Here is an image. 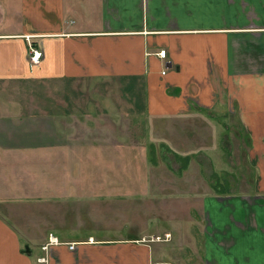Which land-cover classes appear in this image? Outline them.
<instances>
[{
    "label": "crops",
    "instance_id": "0c3cea01",
    "mask_svg": "<svg viewBox=\"0 0 264 264\" xmlns=\"http://www.w3.org/2000/svg\"><path fill=\"white\" fill-rule=\"evenodd\" d=\"M30 47L41 51L35 65ZM126 113L154 124L239 127L240 165L220 148L228 129L209 134L210 172L196 187L205 196L186 219L160 216L190 220V231L150 229L152 192L141 194L151 204L126 235L83 226L86 217L104 219L103 206L134 198L111 152L115 136L130 134L119 130ZM194 152L178 154L189 157L186 168ZM223 159L237 171L217 164ZM158 198L162 207L179 204L164 192ZM145 212L147 225L132 224ZM48 233L76 243L53 248L60 264H264V0H0V264H34Z\"/></svg>",
    "mask_w": 264,
    "mask_h": 264
},
{
    "label": "rangeland",
    "instance_id": "374dc122",
    "mask_svg": "<svg viewBox=\"0 0 264 264\" xmlns=\"http://www.w3.org/2000/svg\"><path fill=\"white\" fill-rule=\"evenodd\" d=\"M86 21H89L91 19V16L85 17ZM117 101L119 102H125L124 98L120 97L118 95ZM122 110H120L121 112ZM119 118H122V122L119 123L120 131L126 130L130 132L128 135H121L115 136V138H118V149L116 151L111 150L113 153V157L116 156V162L113 166L116 169H125V173L118 174V177H120L119 180H121V183L131 182L133 190L130 191L131 193L134 192V198L131 197L129 202H124L123 200L119 203H122L119 206L111 207V206H103L100 211L97 214V218L101 216L104 219H100L98 221H88V218L86 217V220L82 223L83 226H86L89 228L99 227L100 229H108L110 227V230L114 231H122L124 235L128 231L131 230V222L132 219L136 217V215H142V209L148 207L147 204L150 203L147 199H149L146 196H142V193H151V199L153 203L154 213L151 211L152 219L149 223V227L151 230H154V227L161 228L163 226H167L168 228L173 227L172 229L174 232L180 231L181 228H184V231H190V229L194 228L191 224L190 220L183 221L181 218H187V212L189 211H195V208L197 205H194L195 199L194 198H200L205 196L206 192L198 190L196 187L202 182H207L208 178V172L209 171V165L210 163L207 160L206 150L207 148H214V143L212 141L207 142V136L210 134L211 136L213 133L215 135H220L221 132H223V128H213L207 126L205 123L201 124L199 122V127L191 125V127H181L176 124H174L173 121L164 122L162 124H154L147 122L146 119L140 118V117H133L131 115L123 114L119 115ZM98 124V123H92V125ZM130 125V126H129ZM231 127H225V131L223 133L227 132L228 134H223L221 136L222 143H220V148L223 146L227 152H230L228 155L230 156V161H233L236 165H240L241 159L239 158V155L246 150L245 144L243 142H240L237 137V131L240 130L239 127L236 125L235 122L232 121L230 123ZM86 126V124H85ZM129 126V127H128ZM128 127V128H127ZM203 129V140L198 141V131L199 129ZM192 130V131H191ZM183 132V133H181ZM195 135V136H194ZM89 138L91 137L94 139V136L92 134H87ZM98 136V135H97ZM100 137H106L103 134L100 135ZM180 137L182 138L180 141ZM195 137V138H194ZM83 138V136L81 137ZM230 139V140H229ZM88 141V140H87ZM105 144V146L108 144V142L103 140L102 142ZM97 144H101L97 143ZM152 145V149H151ZM193 147L191 148V146ZM85 148L82 147L80 149L81 152V159L83 160L85 157ZM91 148V147H90ZM136 151L131 154V150ZM199 149V154H197V150ZM91 150V149H90ZM205 150V151H204ZM222 150V149H221ZM192 151H195L193 155L197 157L195 158V164H193L194 167L188 166L187 168H183L182 172H178L177 168L179 166H182V163L176 159L174 154H185L190 153ZM90 152V151H89ZM88 151H86V154ZM224 155H227L225 152H223ZM74 158H72V161ZM107 159H104V164ZM229 162V161H228ZM218 165H221L224 169H227L229 171H237L236 167L229 168V165L232 164V162H224V159L220 161V163H217ZM154 167V170L149 174L147 173V169H149L150 166ZM198 165V166H197ZM105 166V165H104ZM228 171V173H229ZM225 177L228 176V174H223ZM222 176V175H221ZM111 177V176H110ZM232 177V176H231ZM246 174L242 173L240 178H245ZM235 180H238L239 174H234ZM212 179V178H211ZM155 181V182H161L166 183V186H163L164 189H158V187H152L154 191L139 188L140 186H143V182L146 183L147 181ZM138 186V187H137ZM200 188V187H199ZM199 193H197V191ZM129 192V193H130ZM164 192V194L167 195V199H171L170 201L179 203L176 206L175 205H167L166 207H162L165 202H159V195ZM154 193V196H153ZM147 194V196H148ZM130 196V195H129ZM174 196H177L179 202L172 198ZM172 197V198H171ZM144 200L147 201V203H144ZM169 201V200H168ZM124 202V203H123ZM139 205V206H135ZM151 204V203H150ZM185 204V205H184ZM177 207V208H176ZM165 209L166 212L163 211ZM176 208V209H175ZM161 209V213H157V211ZM183 210V214H182ZM117 211V212H116ZM139 211V212H138ZM176 211V213H175ZM179 211V212H178ZM117 213V215H115ZM156 214V215H155ZM166 215L169 217L172 214H177L176 217H181L179 220H174L172 223L169 222L165 224L163 220L161 219L162 215ZM158 215V216H157ZM111 216H121L120 220H115L116 223L111 222L109 219ZM161 216V217H160ZM200 216H202L200 214ZM63 217V216H61ZM69 217L67 213L64 216ZM71 217V215H70ZM123 217L126 219L122 221ZM146 212H145V221L142 216L140 218L142 220L137 221L136 223L133 222L132 224H148V218H146ZM155 217V218H154ZM203 217V216H202ZM108 218V220H106ZM204 225V223L202 224ZM189 228V229H188ZM114 234V233H112ZM168 237V236H167ZM163 239V238H162ZM168 239V238H167ZM178 241H174L172 239V245L177 243ZM192 245V244H191ZM175 250V248H174ZM179 257V255L174 254L173 255V261L182 260V259H176ZM188 258L194 259L196 255H187Z\"/></svg>",
    "mask_w": 264,
    "mask_h": 264
},
{
    "label": "built area",
    "instance_id": "2783aa9c",
    "mask_svg": "<svg viewBox=\"0 0 264 264\" xmlns=\"http://www.w3.org/2000/svg\"><path fill=\"white\" fill-rule=\"evenodd\" d=\"M158 56L160 58H165V51L160 50L158 52ZM40 57L41 51L30 47V64H37ZM89 241H92V239H89ZM59 245H66L69 250H74L76 247L75 242H64L60 240L57 236H55L53 233H48L45 242L40 245L41 254H39L35 258L34 264H60L59 261L53 255V248Z\"/></svg>",
    "mask_w": 264,
    "mask_h": 264
},
{
    "label": "trees",
    "instance_id": "16d2710c",
    "mask_svg": "<svg viewBox=\"0 0 264 264\" xmlns=\"http://www.w3.org/2000/svg\"><path fill=\"white\" fill-rule=\"evenodd\" d=\"M151 149H152V145H151ZM174 156L176 157V159H178L181 163H182V165H183V168H186V166H187V164H188V162H189V157H185V158H183V157H180L179 155H177V154H174ZM182 167V166H181Z\"/></svg>",
    "mask_w": 264,
    "mask_h": 264
}]
</instances>
